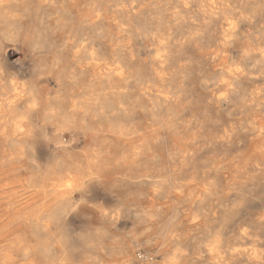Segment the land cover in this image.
Here are the masks:
<instances>
[{"label":"rangeland","instance_id":"1","mask_svg":"<svg viewBox=\"0 0 264 264\" xmlns=\"http://www.w3.org/2000/svg\"><path fill=\"white\" fill-rule=\"evenodd\" d=\"M78 5L64 31L34 16L13 23L35 38L23 55L0 59V92L20 64L26 87L56 97L30 113L22 100L0 128L24 114L51 148L63 131L67 159L86 181L79 203L113 215L98 240L136 251L130 264H164L174 251L180 264H213L204 247L212 237L264 252V0ZM64 34L71 40L59 51ZM190 189L205 190L191 199ZM94 250L79 264H102Z\"/></svg>","mask_w":264,"mask_h":264},{"label":"bare ground","instance_id":"2","mask_svg":"<svg viewBox=\"0 0 264 264\" xmlns=\"http://www.w3.org/2000/svg\"><path fill=\"white\" fill-rule=\"evenodd\" d=\"M78 2L0 0V59L7 61L17 54L23 55L25 45L35 38L32 27L27 26L19 33L13 23L27 21L34 16L38 21H46L64 31L69 18L67 10L79 17ZM42 10L51 12L44 16ZM70 40L69 35L62 36L59 51H63ZM74 52H77L75 48ZM51 64L56 69L62 66L56 54L52 56ZM92 68L102 67L92 64ZM15 69L10 76V89L0 92V118H4V122L7 120L5 113H14L15 106L24 99L27 103L21 113H30L42 108L50 96L56 97L53 90L44 94L31 91L25 85L21 65ZM71 105L79 108V100ZM118 134L106 135L118 141ZM53 136L57 145L51 148L37 135L24 114L0 128V264H79V258L96 255V245L98 255L104 257L102 264H130L139 260L136 251L116 241L109 244L99 242L105 230L102 222L109 217L112 219L113 215L100 207V210H94L79 203L86 181L79 174V163L73 164L67 159L63 131L56 130ZM10 143L11 147L8 146ZM126 144L129 145V141ZM75 151L79 157L78 146H75ZM204 190L190 189L186 196L195 199ZM245 200L243 198L241 202ZM174 231L176 228L170 226L167 233L171 236ZM85 232L91 237L84 239L82 233ZM204 247L208 260L213 264H234L235 261L254 264L264 259L263 250L256 244L228 247L221 238L212 237L206 240ZM181 256L182 251H174L164 264H180Z\"/></svg>","mask_w":264,"mask_h":264}]
</instances>
